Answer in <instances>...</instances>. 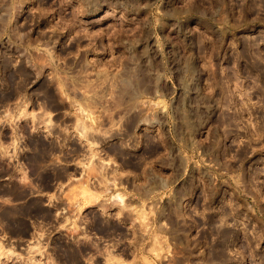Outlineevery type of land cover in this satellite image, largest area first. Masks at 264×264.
<instances>
[{
  "label": "rangeland",
  "instance_id": "rangeland-1",
  "mask_svg": "<svg viewBox=\"0 0 264 264\" xmlns=\"http://www.w3.org/2000/svg\"><path fill=\"white\" fill-rule=\"evenodd\" d=\"M1 94L0 264H264V0H0Z\"/></svg>",
  "mask_w": 264,
  "mask_h": 264
},
{
  "label": "bare ground",
  "instance_id": "bare-ground-1",
  "mask_svg": "<svg viewBox=\"0 0 264 264\" xmlns=\"http://www.w3.org/2000/svg\"><path fill=\"white\" fill-rule=\"evenodd\" d=\"M83 110H84V109H83ZM87 117L90 119L91 123L89 124L90 126H89L87 123H86V124H87L88 126H87L85 123H83V124H85V126L82 124V125L85 127L84 129L87 128L86 130H88L89 127L95 126L94 124L97 122V121H96V118H95L94 115H93V111H92V110H91V112H89V111L87 112ZM93 129H95V127H94ZM89 130H90V129H89ZM91 130H92V129H91ZM91 166H92V165H91ZM92 168H93V167H92ZM94 168H96V167H94ZM87 190H88V189H87ZM10 251L13 252L12 250H10Z\"/></svg>",
  "mask_w": 264,
  "mask_h": 264
},
{
  "label": "flooded vegetation",
  "instance_id": "flooded-vegetation-1",
  "mask_svg": "<svg viewBox=\"0 0 264 264\" xmlns=\"http://www.w3.org/2000/svg\"><path fill=\"white\" fill-rule=\"evenodd\" d=\"M5 98H2V94L0 95V103L2 102V101H5L4 100Z\"/></svg>",
  "mask_w": 264,
  "mask_h": 264
}]
</instances>
